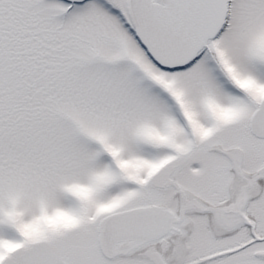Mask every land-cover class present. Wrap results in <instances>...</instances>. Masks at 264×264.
<instances>
[{"label": "snow or ice", "instance_id": "snow-or-ice-1", "mask_svg": "<svg viewBox=\"0 0 264 264\" xmlns=\"http://www.w3.org/2000/svg\"><path fill=\"white\" fill-rule=\"evenodd\" d=\"M0 264H264V0H0Z\"/></svg>", "mask_w": 264, "mask_h": 264}]
</instances>
